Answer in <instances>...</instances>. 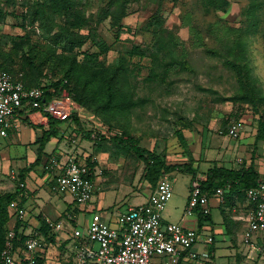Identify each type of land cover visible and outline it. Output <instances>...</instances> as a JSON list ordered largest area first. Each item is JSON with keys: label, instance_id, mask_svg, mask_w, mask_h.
Instances as JSON below:
<instances>
[{"label": "rangeland", "instance_id": "obj_1", "mask_svg": "<svg viewBox=\"0 0 264 264\" xmlns=\"http://www.w3.org/2000/svg\"><path fill=\"white\" fill-rule=\"evenodd\" d=\"M250 1L228 0L221 10L206 6L203 0H68L65 9L55 11L45 0H0V59L6 64L17 63L20 73L32 68L24 54L40 71V80L57 79L69 69L65 89L71 94L81 90V82L89 76L86 65L114 67L124 57L120 87L133 101L127 109L100 106L99 110L92 102L82 106L65 89L56 97L66 94L83 125L104 137L99 147L93 146L84 156L87 170L95 175L98 193L94 192L87 204L77 203V226H85L92 212L100 213L103 188H121L120 197L127 196L124 193L129 189L133 192L130 202L140 201L147 193L142 160L112 141L115 134L136 138L167 163L185 161L193 166V148L200 137L202 149L194 152L200 158L197 179L198 173L211 166L212 158L219 164L230 162L233 168L252 161L263 177L264 140L253 148L257 113L251 101L238 99L250 89L264 95V0H255L254 27L243 12ZM156 33L164 39L170 36L172 42L158 44ZM226 61L235 63L236 69ZM88 88L92 91L93 86ZM263 106L258 103L259 109ZM239 117L244 127L238 136L218 132ZM66 123L65 138H84ZM18 139L16 131L0 137V156H11L0 166V192L19 191L8 185L12 168L24 165V158L15 157L24 150ZM223 153L230 159L225 157L222 162ZM239 156L241 160L236 161ZM42 166L38 163L34 168L39 172ZM166 175L172 182L170 199L181 202L192 184V174L171 170ZM106 192L105 204L119 200V193ZM51 205L49 202L47 207L52 209ZM71 226L62 217L59 234L69 232ZM241 235L239 229L234 236L240 240ZM214 236V244L223 250L221 238ZM56 247L53 252L59 250ZM55 255L61 256L62 251ZM57 262L54 257L52 264Z\"/></svg>", "mask_w": 264, "mask_h": 264}, {"label": "built area", "instance_id": "obj_2", "mask_svg": "<svg viewBox=\"0 0 264 264\" xmlns=\"http://www.w3.org/2000/svg\"><path fill=\"white\" fill-rule=\"evenodd\" d=\"M42 97L40 86H25L20 78L0 68V135L7 134L14 123V115L23 107L46 112L61 120L68 117L72 106L66 94L47 101H41ZM243 127V120L239 117L231 120L225 130L218 128V132L236 137ZM49 165L59 168L53 176L52 190L70 194L75 203H85L91 198L93 181L87 167L76 160L74 154H67L63 160L51 157ZM10 175L15 177L13 172ZM18 184L23 187L22 181ZM225 189L219 186L212 193L221 198ZM212 193L202 190L197 182L192 183L184 213L193 214L196 208L202 213H209L208 200ZM171 196L172 182L164 174L147 198L117 214L114 224L93 213L85 226L72 225L68 233L70 264H169L163 257H175L182 251L189 258L207 259L208 251L199 253L192 249L199 238L196 230L179 222L162 220V212ZM245 196L250 209L242 241L264 253V180L249 186ZM9 208L17 218L22 219L24 209L15 201L10 203ZM44 221L50 231L61 229V220L45 218ZM210 239L208 237V241ZM45 241L44 234L36 226L22 225L16 231L9 224L0 249V264H42L39 258L44 256Z\"/></svg>", "mask_w": 264, "mask_h": 264}, {"label": "crops", "instance_id": "obj_3", "mask_svg": "<svg viewBox=\"0 0 264 264\" xmlns=\"http://www.w3.org/2000/svg\"><path fill=\"white\" fill-rule=\"evenodd\" d=\"M25 118L32 123L40 126L36 128L30 126L25 122ZM65 121H68V119L62 120L59 123L60 135L51 137L48 141L45 142L43 152L40 155V160L38 162L43 164L42 170L39 172L34 168L35 165H38V163L31 166L28 170H25L24 168L28 167L30 163L36 158V148L38 143L35 142V137L36 135H39L41 133L42 129H45L47 127V116L42 114V112L38 110H32L29 107H23L14 115V123L7 130L6 135L10 133L12 134L15 131L18 133V140L21 143V146L23 145L24 149L22 152H17L15 156L17 158H24V165L20 167L18 166L17 169L10 167L12 168V172L15 173V177L13 178L11 177V175L8 177V185H10L11 188L17 186L19 190L17 192V200L19 201L18 206L24 209V214L22 216V219H20L24 226L38 227L42 219L44 220L45 218H50L53 220H61L62 217L67 218L71 222V225H75L74 212H76V210L78 209L76 206L77 203L72 200L70 194L59 193L52 190L51 186L54 182L53 176L58 173L59 168L57 166H50L49 163L51 157H56L57 159L63 160L67 154H74L76 160L87 166L84 156L92 151L93 141L87 139L84 140V138L81 137V139H79L78 135L77 139L71 136L65 138L64 133H62L65 126L64 123H66ZM66 125L69 126L71 125V123H66ZM71 126L74 127L73 125ZM0 137L2 136L0 135ZM201 149V138L199 137L192 153L195 158L194 166L198 170V162L200 158L196 157L194 155V152L196 150L200 151ZM225 157H228V159H230L228 155L223 153L222 155H220V159L222 160V162ZM10 158L11 156L9 153L1 155L0 166L2 167L3 161H7ZM239 158L240 156L236 158V161ZM211 163L224 165L226 167H233L230 165L232 164L230 162H223V164H219L218 159L216 158H212ZM22 171L24 173L23 179L19 177V173ZM89 174H92V176L90 175V177L93 181V193L95 192L97 194L98 187L95 186V175L92 171H89ZM198 175H200L198 177L199 180H202L205 177V172L203 171L202 173H198L197 176ZM20 181H23V187L19 186L18 183ZM0 183H3V178L1 177ZM148 186H146L145 188L147 190V193L142 196V199L140 201L135 202L129 201V199L133 196V192H129V189H127L126 192L124 191L125 193L123 192L127 196L120 197V192H122L121 188H103V190H100V213L92 212L89 216V219L91 218L93 213H97L100 214L103 219L109 221L111 224H114L117 212L121 213L123 211H126L131 205L140 203L147 198L149 192L152 189V186L149 183ZM107 190H114V192L119 193L118 199L120 200L122 198V200L120 202H118L119 200H113L112 203L105 204L103 201L104 197L106 196ZM188 194L189 190L186 193L185 198L181 202H174L169 199L162 212V220L164 222H179L183 226L189 228H192V226L198 227L199 229L197 232L199 238L193 244L192 249L199 253L208 251L209 256L207 259L201 257L194 259L187 257L186 253L182 251L180 255L175 257L164 256L163 258L167 260L169 264H264V262H260V257L261 255H264V253H260L256 249H252L245 245L242 241V235L240 240L236 239V236H234L239 229L242 230L243 234V231L247 226V215L250 208L247 198L244 194L239 196L234 195L229 198L224 197V195H222V197L220 198L213 193L210 194L208 200L210 219L201 223L198 221L197 215L199 208H196L193 214L184 213V207L188 198ZM66 198H68V200ZM39 200H42V204H39ZM90 201L91 198L85 203L87 204ZM49 202L52 203V209H49L47 207V204ZM120 205L125 206V209L118 210L119 208L117 207ZM115 207L116 211H114ZM8 209L11 213L13 212L9 207ZM54 213L56 214V216H54L56 218H52ZM13 216L15 215L13 214ZM68 233L69 232H63L61 236L59 232H54V241H45V252L42 258H44L46 264H52L54 257L57 259V261L59 260L57 264H70L69 255L71 254V249ZM215 234L221 238L222 245L224 246L223 250H219L214 244ZM208 237L211 238L209 241ZM56 246H58V248ZM54 247L59 250L53 252L52 249H54ZM61 251L62 257H58V255H55L56 252L59 254Z\"/></svg>", "mask_w": 264, "mask_h": 264}, {"label": "trees", "instance_id": "obj_4", "mask_svg": "<svg viewBox=\"0 0 264 264\" xmlns=\"http://www.w3.org/2000/svg\"><path fill=\"white\" fill-rule=\"evenodd\" d=\"M45 1L46 3H48L49 7L55 11L65 9L68 4V0ZM203 2L206 6L221 10H224L226 5L228 4V0H203ZM256 8L257 2L255 0H251L250 3L243 10L244 15L248 18L249 22L251 21L252 27L256 26L257 23L255 12ZM156 37L158 44L165 45L172 42L170 36L168 37V39H164L163 36L159 34L157 35L156 33ZM99 44L98 46H100ZM69 47H71V45ZM23 57L28 62H30V67H32L27 72L22 71L23 73H20L21 71L19 70L21 69L19 65H17V63L6 64L2 59H0V68L7 70L16 78H20L25 86H40L43 89V97L41 101H47L51 98L59 97L61 94V90L65 89V87L67 86V77L69 76V69L68 71H65L62 77H59L57 79L49 81L40 80V71H38L37 67L33 65L32 60L27 54H24ZM226 62L229 65L233 66L234 69H236L235 63H231L230 61ZM123 68V56L120 58V62L118 63V65L114 67H103L100 65V67L98 68H93V66L91 65H86L85 69H87V74H89V76H86L81 82V90H74L71 92V94L69 93V89H67L68 91L66 89L65 90L70 98H72L74 101L78 102L82 106H88L90 102H92L94 103L95 107H97L99 110L100 106L104 109L116 107L121 110L127 109L131 104H133V101L132 99H130V96H128L127 93L121 90L120 87L121 80L124 74ZM239 80H242L240 76ZM91 85L93 86L92 91L88 88ZM238 99H246L251 101L254 105V112L257 113V126L253 140V148L255 149L257 146V142L259 140H264V106L261 109L258 108V103L264 105V95H258V93L250 89L246 93L244 92L239 95ZM42 114L47 116V127L45 129H42L39 135H36L35 142L38 143L36 148V158L30 163L28 167L24 168L25 170H28L31 166L39 162L40 155L43 152L45 142L48 141L51 137L60 135L59 123L62 120L55 118L46 112H42ZM67 119L70 120L71 125H73L75 130L77 132H80L84 138L93 141L94 147L100 146L99 140L104 138L103 135H101V133L93 131V129L91 128L85 127L83 123L79 120L77 113L76 111H74V109H70L68 117L64 120ZM25 122L35 128L40 126L32 123L26 118ZM228 124L222 127V129L225 130ZM180 137L181 140L185 142L181 133ZM110 139L119 144V146H121L122 148L130 150L135 154L136 157L142 160L144 165L143 177L152 187L156 184L160 176L164 175L165 173L171 170L190 172L192 174V183L197 182L201 189L207 191L208 193H212L214 189L219 186L227 188L223 193L224 197L226 198H229L234 195H245V190L249 186L257 184L258 180L260 179L264 180V172L263 177L261 178L259 171L255 168L252 161H250L249 163L244 162L236 168L226 167L224 165H217L216 163H214L206 169L204 179L196 180L197 168L193 166L191 162L184 161L179 163H167L161 154L155 152L152 149H148L146 147L141 146L137 139L130 135L123 136V134H115L110 137ZM90 175L92 176V174ZM19 177L21 179L24 178L23 171L19 173ZM12 200H16V204H19V201L17 200L16 190L0 192V249L3 245L8 225L11 224L16 229V231H18L19 228L23 225L22 221L16 216H13V213H11L8 209V204ZM197 215L198 221L200 223L210 219L209 213H202L200 210L197 212ZM38 229L44 234L45 240L47 242L54 241V232L49 230L48 225L43 219L41 220ZM39 262L45 264L43 258H39Z\"/></svg>", "mask_w": 264, "mask_h": 264}]
</instances>
